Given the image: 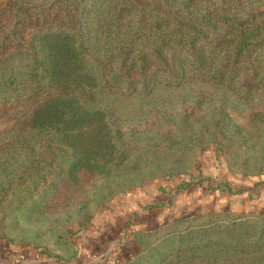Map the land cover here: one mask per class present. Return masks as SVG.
I'll return each mask as SVG.
<instances>
[{"label":"trees","instance_id":"1","mask_svg":"<svg viewBox=\"0 0 264 264\" xmlns=\"http://www.w3.org/2000/svg\"><path fill=\"white\" fill-rule=\"evenodd\" d=\"M263 53L264 0H0V104L14 106L0 131V204L21 207L52 182L57 211H69L68 199L103 205L179 172L165 159L208 141L242 146L234 154L246 166L254 145L227 107L264 94ZM252 160L264 171V149ZM131 232L138 249L121 264L175 242V256L198 264H264L263 209L206 210Z\"/></svg>","mask_w":264,"mask_h":264},{"label":"rangeland","instance_id":"2","mask_svg":"<svg viewBox=\"0 0 264 264\" xmlns=\"http://www.w3.org/2000/svg\"><path fill=\"white\" fill-rule=\"evenodd\" d=\"M261 58L264 66V53L261 54ZM211 89L212 87L207 90ZM175 93L183 95L184 91L179 89L175 90ZM218 93L216 90L211 96ZM127 101L131 106L136 104L131 98ZM189 104L191 103L187 102L176 107L182 109ZM13 109V103L0 104V131L13 121ZM227 110L234 123L242 126L241 132L247 137V142L254 145L249 149L252 157L246 166L240 163L244 154H234L242 146L219 149L212 141L204 142L185 152L181 160L170 162L165 159L168 166L179 168V172L155 176L130 188H122L112 193L103 205L96 206L94 200L89 198L85 204L75 205L68 199L66 202L68 212L56 210L58 208L53 204L55 198L52 200L56 186L52 182L39 185L32 195L24 200L21 207L13 209L11 200H3L0 204V264H62L56 258L68 256L66 264H121L138 249L131 230L152 228L166 220L206 210L221 208L231 210L230 207H236L237 200L240 204L242 197H252L255 192L248 184L254 181L256 186L264 181V171L256 172V165L252 164L256 153L264 149V118H253V115L260 116L259 111L264 112V94L258 91L251 102L228 106ZM165 127L173 129L174 125L166 123ZM102 168L110 173L117 171L112 166L104 165ZM140 176L139 174L133 180L139 181ZM121 185L125 183L122 182ZM188 187H192L194 192L190 193ZM246 188L251 190L248 192ZM235 189L244 190L234 192ZM135 192H144L148 195L147 201L153 199L154 193H164L163 202L161 201L164 203L163 216L156 218L155 214L151 213L154 206L148 204L152 202L140 205L134 201ZM207 192L212 193V196H207ZM100 193L103 194L105 191ZM194 193L198 195L197 200L188 208L184 202L185 198ZM126 201L132 205L133 210L126 212L116 227H111L109 221L120 215L118 211L125 207ZM95 206L98 209L93 210ZM90 213L92 214L88 222L77 230L79 221ZM140 214L146 219L143 226L136 225L137 221L135 222ZM147 237L143 236L137 243L142 250L145 240H150ZM174 244L178 243L163 244L150 255L143 253L145 257L137 264H198L192 262V259L184 260L175 256L171 251ZM72 250L74 252L70 254ZM40 252L46 253L48 257L41 255Z\"/></svg>","mask_w":264,"mask_h":264},{"label":"crops","instance_id":"3","mask_svg":"<svg viewBox=\"0 0 264 264\" xmlns=\"http://www.w3.org/2000/svg\"><path fill=\"white\" fill-rule=\"evenodd\" d=\"M248 187H252L253 190L255 191V193L253 194V196H246V197H242L241 198V203L238 204V200L235 204L236 207H230L231 210H247V211H259V210H262L264 209V181L259 183V184H256V187L254 186V181L249 183L248 184ZM188 191H190V193L193 191L192 187H188ZM196 188V187H194ZM194 192V191H193ZM136 194L133 195L134 197V201H136L138 204L140 205H143L144 203L146 202H152V203H156V205H154V207L152 208V210H154L153 212H151L152 214H155V217L156 218H159L160 216H163V210H164V204H158L159 202L163 201V198H164V193H160V192H157V193H154L152 196H153V199H150V201H147L148 200V195H145L144 192L142 193H137L135 192ZM196 193V191H195ZM190 194L191 196H188V197H183L185 198V204H186V207H192V202H194V200H197V194ZM207 196L210 197V195L212 196V193H206ZM245 194V193H244ZM223 195H226L225 193H223ZM243 196V195H241ZM227 198V196H224ZM150 198H152L150 196ZM182 200H179V202H181ZM125 207L123 209H121L120 211V215L119 216H116L114 219L111 218V221L110 224L112 225L111 227H116L117 226V223L121 222L123 220V216L126 215V212H131L133 210L132 208V205L126 201L125 202ZM185 206V205H184ZM126 209L127 211H124L123 210ZM144 212V211H143ZM128 214V213H127ZM142 214V213H141ZM140 214L139 217L136 218L135 222H136V225H139V226H143L144 222H146V219H143L142 215ZM143 214H147V213H143ZM129 215V214H128ZM147 216V215H146ZM125 217V216H124ZM140 218V219H139ZM147 218V217H146ZM143 224V225H142Z\"/></svg>","mask_w":264,"mask_h":264}]
</instances>
